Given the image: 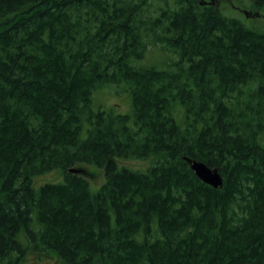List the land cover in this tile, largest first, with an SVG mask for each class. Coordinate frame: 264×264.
Segmentation results:
<instances>
[{
	"label": "trees",
	"instance_id": "trees-1",
	"mask_svg": "<svg viewBox=\"0 0 264 264\" xmlns=\"http://www.w3.org/2000/svg\"><path fill=\"white\" fill-rule=\"evenodd\" d=\"M203 1L0 0V264H264V30ZM105 87L131 112L94 109Z\"/></svg>",
	"mask_w": 264,
	"mask_h": 264
},
{
	"label": "rangeland",
	"instance_id": "rangeland-1",
	"mask_svg": "<svg viewBox=\"0 0 264 264\" xmlns=\"http://www.w3.org/2000/svg\"><path fill=\"white\" fill-rule=\"evenodd\" d=\"M213 5L221 10L223 14L233 15L240 17L248 26L260 27L264 30V16L253 14L249 18H245L241 11L233 8V6H239L251 13L257 11L253 8L249 0H212ZM261 14L263 10H259ZM263 12V13H262ZM264 15V14H263ZM174 57L172 52H168L161 49L159 46H151L145 53L144 58L141 60V64L153 65L158 68L165 67L166 64ZM93 107L94 109L101 108L104 110H112L115 113H130V93L127 91L114 90L113 87H105L96 90L93 94ZM152 159L138 160L117 159L119 165H126L131 168L145 169L152 163ZM72 172L78 173L85 177L90 184L92 190H96L104 181L103 170L95 164L78 163L72 167ZM63 180V174L61 170L52 171L34 179V186L46 183V182H61ZM22 264H59L53 254L49 255L44 251L29 250L26 252Z\"/></svg>",
	"mask_w": 264,
	"mask_h": 264
},
{
	"label": "water",
	"instance_id": "water-1",
	"mask_svg": "<svg viewBox=\"0 0 264 264\" xmlns=\"http://www.w3.org/2000/svg\"><path fill=\"white\" fill-rule=\"evenodd\" d=\"M202 3L212 4V0H204ZM245 16H249V11H242ZM185 160L189 163L190 168L193 170L198 179L202 182L214 187L218 188L222 186L223 180L222 176L218 172L217 168H211L206 165L204 162L192 160L188 157H185ZM73 169H70L71 171Z\"/></svg>",
	"mask_w": 264,
	"mask_h": 264
},
{
	"label": "flooded vegetation",
	"instance_id": "flooded-vegetation-1",
	"mask_svg": "<svg viewBox=\"0 0 264 264\" xmlns=\"http://www.w3.org/2000/svg\"><path fill=\"white\" fill-rule=\"evenodd\" d=\"M233 8H236V9L239 10V11H243V10H245V9L239 7V6H233Z\"/></svg>",
	"mask_w": 264,
	"mask_h": 264
}]
</instances>
